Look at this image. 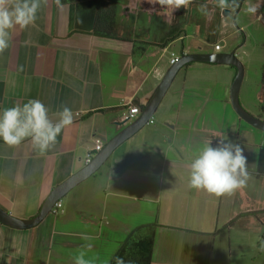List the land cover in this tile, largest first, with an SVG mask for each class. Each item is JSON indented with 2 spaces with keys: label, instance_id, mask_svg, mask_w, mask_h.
Wrapping results in <instances>:
<instances>
[{
  "label": "crops",
  "instance_id": "0c3cea01",
  "mask_svg": "<svg viewBox=\"0 0 264 264\" xmlns=\"http://www.w3.org/2000/svg\"><path fill=\"white\" fill-rule=\"evenodd\" d=\"M239 1L240 7L230 9H238L239 14L244 7L254 6L260 19L258 0H250L251 4L236 0V4ZM89 4L97 7L88 8L77 0H60L59 5L47 0L38 9L34 24L11 30L10 46L0 54V111L39 99L54 122L64 106L72 109L74 116L73 123L43 155L30 140L9 147L0 139V206L21 219L35 217L52 190L86 165L96 137L107 143L126 127L124 108L129 102L144 108L172 66L166 59L171 44L182 41L180 53L213 52L198 49L194 43L186 48L191 35L182 33L181 24H177L181 35L168 47L151 44L173 28L174 22L168 27L162 15L146 17L139 27L132 15L120 17L118 8L112 17L101 13V2ZM210 4L218 6L215 0ZM106 34L112 35L103 36ZM222 65L226 64H205L210 71ZM189 67L162 101L163 105L169 96L164 109L177 113L176 118L165 117L173 122H168L171 130L155 125L150 131L149 124L143 127L118 147L122 149L119 155L114 152L93 178L83 182L85 186L78 190L81 183L63 198L58 215L50 213L28 229L0 222V264H54L50 261L53 257L55 264H74L81 251L92 264H108L136 227L154 221L161 225L156 231L152 264H214L213 248L218 246L207 253L209 245L195 247L191 241L195 235L215 234L214 229H204L206 217L213 216L215 208L212 196L204 202L206 193L189 187V166L197 146L201 149L211 140L215 147L221 136L229 134V124L222 129L207 122L219 118L229 122L233 117L228 96L238 70L235 68L228 88L214 98L222 105L218 112L209 110L211 99L200 93L203 83L188 82ZM256 91V83L246 81L241 98L256 97ZM257 98L260 101L261 97ZM239 121L238 142L247 157L251 143L242 138L246 124ZM258 151L253 154L257 164L256 176H252L264 183V175L258 174L260 148ZM252 167L248 164V171ZM218 208V218L224 217L221 213L226 209L228 219L222 224L232 228L246 216L264 223V203L260 204L251 188L243 186L231 195L219 196ZM255 210L261 212L247 213Z\"/></svg>",
  "mask_w": 264,
  "mask_h": 264
},
{
  "label": "rangeland",
  "instance_id": "374dc122",
  "mask_svg": "<svg viewBox=\"0 0 264 264\" xmlns=\"http://www.w3.org/2000/svg\"><path fill=\"white\" fill-rule=\"evenodd\" d=\"M110 1L111 0H101L100 8L102 14L114 17L113 12H115V14L117 15L116 12L118 8L120 17L122 15L126 16V13L129 14L130 17L132 15L134 24L139 23V27L141 26L140 24L145 21L146 17L148 18L154 14L164 16L166 18V25L168 27L172 22H174L172 27L177 26V24H181L182 33L186 31L185 35H188V31L191 35V37H188L185 41L187 44L186 48L191 47L190 45L194 43L195 47H197L198 49H200V47H203V49L207 51L220 52L221 50H216V45L221 44L223 47L222 52L237 50L239 58L245 63L248 71V73H246V80L244 84L246 83V81H252L256 83V85L258 86V92L256 91V95L261 97L259 101L257 96L245 97L242 95V102L244 101L245 104H243L245 105V107L253 114L264 118V0H258L257 2V5L260 6V9L258 10L260 11V19H257L258 14L256 13V11L252 13L247 10L249 6L244 7L239 14V10L236 9L232 10L230 15H227L224 14V11L218 8V6L210 4V0H191V4L187 8L181 7L177 10L167 8L163 9L162 7H160V5L156 6L157 4H155L154 6V4L149 3L148 0H117L118 3H116V0H114L115 5H111ZM204 5L207 6V15H204L199 10L201 6ZM155 9L157 10L156 13H152V10ZM164 10L167 11L166 16L164 14ZM164 30H167L166 26L164 27ZM182 45V41H176L175 44H171L167 50L166 59L170 61L173 51H176L178 54H180ZM205 64V62H193L190 65L183 67L174 81V86L175 84H178L182 78H184V74H186L187 71L186 68L190 66L189 68L191 69L189 72L188 82L203 83V91L199 92L203 93L202 95L206 99H211L212 104L209 105V110L216 111L217 109L218 112H222V105L220 104L219 99L214 98L220 97V95L224 92V89L228 88V84L233 78V73H236V67L232 65H222L221 67H215L214 70L210 71L207 70ZM197 95L199 94L197 93ZM229 97L231 99L230 94L228 96V99ZM167 100H169V96L167 97L163 105L161 103L160 107L155 113L153 121L154 123H148V130H154L155 125L161 126L165 128V130H171L168 129V122H173L171 120L165 119V117L176 118L177 113L176 111H165V106L167 105L168 107ZM230 106L234 112L233 117L230 118L229 122H225L223 121V118H219L214 119L213 121H209L207 122V124L213 128L221 127L222 129L225 124H229V134L226 135V137L228 138V140L234 143L238 142V131L240 129L239 119L242 120L244 124H246L243 125V132L241 131V134L243 133L242 138L245 141L249 140V142L251 143L249 145L250 149L249 155L247 156V161L248 164L253 165V167L252 169H250V171H248L250 175L244 187L246 188V190H249V188H251V190L256 193V196H258L260 204L263 205V180H257L256 177H253L252 175L256 176V167L254 166V164H257L256 154L259 152L258 149H261V146H264V130H261L243 120L238 112L235 111L232 104ZM198 109H200V106L198 107ZM240 143L241 142L239 141L238 144ZM214 145L215 144L212 143V146ZM199 150L200 147L197 146L196 155L198 154ZM121 151V148L115 151L116 155H119ZM254 153L256 154L253 156ZM96 174H94L93 176H95ZM85 183L81 184L80 187H77V189L79 190L81 186H85ZM202 192L206 193L205 197L203 198L204 202H209L212 196L211 204L213 205V209L215 208L214 215L212 216L210 214L206 217L207 225H204V229H214L213 231L216 235L204 233L195 235L191 240L194 246H200L201 244H204L203 246L209 245L208 249L206 250L207 253L211 252V247L218 246L213 248L215 254L214 264H264L263 221L259 222L258 217L255 218L246 216L242 218L239 223H237L235 228H232L233 225L230 226L227 224H222L225 220L228 219L227 211H230L229 204H227V211L226 209H224V211L222 210L221 214L224 215V217L218 218L217 210L219 209V196L210 194L204 190H202ZM250 205L251 204L246 203V207H250ZM260 212L261 211H259V213ZM247 213L252 214L251 212ZM219 219L221 221V226L217 228Z\"/></svg>",
  "mask_w": 264,
  "mask_h": 264
},
{
  "label": "clouds",
  "instance_id": "9594fccd",
  "mask_svg": "<svg viewBox=\"0 0 264 264\" xmlns=\"http://www.w3.org/2000/svg\"><path fill=\"white\" fill-rule=\"evenodd\" d=\"M162 8L177 10L187 8L191 0H148ZM47 0H0V54L10 46L11 30L21 29L34 24L36 13ZM59 5L60 0H56ZM218 7L233 8L236 0H216ZM207 15V6L199 9ZM249 12L256 8L249 6ZM59 119L49 117V109L39 99H29L22 105L17 104L0 111V139L9 147L30 140L34 149L41 155L48 152L56 143L61 131L73 123V111L64 106L58 113ZM248 161L244 149L226 136H221L215 147L211 140L204 144L189 166V187L204 190L216 196L231 195L246 185L249 179ZM83 251L74 257V264H92L85 258ZM117 264H124L118 259Z\"/></svg>",
  "mask_w": 264,
  "mask_h": 264
},
{
  "label": "water",
  "instance_id": "95a60500",
  "mask_svg": "<svg viewBox=\"0 0 264 264\" xmlns=\"http://www.w3.org/2000/svg\"><path fill=\"white\" fill-rule=\"evenodd\" d=\"M231 12V9H226L224 14L230 15ZM193 62L226 64L236 67L238 73L231 87L232 104L243 120L261 130H264V118H261L249 111L241 100V93L246 80L247 68L245 63L239 58L237 50L228 52L185 53L181 55L178 62L172 65L166 72L156 92L143 108L140 116L131 123L127 122L126 127L113 136L105 144L104 148L96 154L92 162L86 164L83 168L71 175L64 182L57 185L48 195L40 212L35 217L30 219H21L0 206V222L20 229L32 228L42 223L51 213V210L56 202L63 199L74 188L96 174L110 159L118 147L138 133L152 120L178 73L183 67Z\"/></svg>",
  "mask_w": 264,
  "mask_h": 264
},
{
  "label": "trees",
  "instance_id": "16d2710c",
  "mask_svg": "<svg viewBox=\"0 0 264 264\" xmlns=\"http://www.w3.org/2000/svg\"><path fill=\"white\" fill-rule=\"evenodd\" d=\"M80 2H84L86 7L92 8L94 5L89 4L93 0H77ZM96 2V0H95ZM97 2H101V0H97ZM116 3L117 0L115 1ZM240 2V1H239ZM237 3L236 7L240 6V3ZM111 5H115L114 0L110 1ZM97 5L95 4L94 8ZM99 9L101 11L100 5ZM102 13V11H101ZM115 15V12H113ZM112 34H106L103 36H111ZM181 35V30L174 26L170 32L165 35L159 42H150L151 44L161 45L164 48L168 47L177 37ZM118 39L117 37H114ZM190 65V64H188ZM146 106V105H145ZM144 106V107H145ZM264 110V106H263ZM258 174L264 175V146H261L260 149V158H259V167ZM252 214H259V211H253ZM158 221H154L151 223H146L139 225L136 227L126 238V240L122 243L121 247L112 257L108 264H117V260H123L124 264H152L153 263V255L155 251V243H156V231L157 228L160 227Z\"/></svg>",
  "mask_w": 264,
  "mask_h": 264
},
{
  "label": "built area",
  "instance_id": "2783aa9c",
  "mask_svg": "<svg viewBox=\"0 0 264 264\" xmlns=\"http://www.w3.org/2000/svg\"><path fill=\"white\" fill-rule=\"evenodd\" d=\"M221 49H222V45L217 44L216 50L220 51ZM185 53H187V52H185ZM185 53L178 54L176 51H173L171 54L170 63L172 65H174L175 63L178 62L181 55H183ZM142 110H143V107L140 104L131 101L126 105V108H124V119L128 123H131V122L135 121L140 116V114L142 113ZM151 121L152 122L154 121V117L152 118ZM105 144H106V142L104 141L103 137H101V136L96 137L95 147L93 150H91L87 154L86 164H89L90 162H92V160L94 159L96 154L104 148ZM63 206H64V202H63V199H61L58 202H56V204L54 205V207L51 210V213L54 215H58L60 210L63 208ZM50 261L54 264L57 263V260L54 257L51 258Z\"/></svg>",
  "mask_w": 264,
  "mask_h": 264
},
{
  "label": "flooded vegetation",
  "instance_id": "af4514ba",
  "mask_svg": "<svg viewBox=\"0 0 264 264\" xmlns=\"http://www.w3.org/2000/svg\"><path fill=\"white\" fill-rule=\"evenodd\" d=\"M245 1H246V0H243V3H245ZM239 3H240V2H239ZM243 3H242V4H243ZM240 5H241V4H240ZM243 5H245V4H243ZM239 7H240V6H239ZM263 8H264V6H263ZM226 9H230V8H225V9H223V11L225 12ZM231 10H233V9H231ZM237 52H238V51H237ZM257 116H258V115H257Z\"/></svg>",
  "mask_w": 264,
  "mask_h": 264
},
{
  "label": "bare ground",
  "instance_id": "6f19581e",
  "mask_svg": "<svg viewBox=\"0 0 264 264\" xmlns=\"http://www.w3.org/2000/svg\"><path fill=\"white\" fill-rule=\"evenodd\" d=\"M247 4H251V1H250V0H248V1H247ZM249 89H250V88H249Z\"/></svg>",
  "mask_w": 264,
  "mask_h": 264
}]
</instances>
